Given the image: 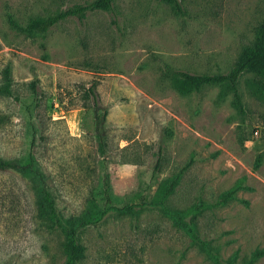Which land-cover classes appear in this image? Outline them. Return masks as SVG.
<instances>
[{"label":"rangeland","instance_id":"rangeland-1","mask_svg":"<svg viewBox=\"0 0 264 264\" xmlns=\"http://www.w3.org/2000/svg\"><path fill=\"white\" fill-rule=\"evenodd\" d=\"M90 1L0 0V87L10 68L0 157L31 153L61 218L86 222L72 264H245L264 249V102L250 74L237 83L238 114L219 87L178 94L163 68L226 73L264 21V0H179L183 18L155 0H113L112 12L68 18L43 38L6 23V14L22 23ZM89 88L105 112V154ZM63 244L29 180L0 172V264H69Z\"/></svg>","mask_w":264,"mask_h":264},{"label":"trees","instance_id":"trees-1","mask_svg":"<svg viewBox=\"0 0 264 264\" xmlns=\"http://www.w3.org/2000/svg\"><path fill=\"white\" fill-rule=\"evenodd\" d=\"M113 0H92L83 5H74L62 12L29 18L25 22H17L10 14H6V23L8 27L15 33L26 38L39 37L43 38L53 27L60 22L75 18L81 22L88 12L94 10L112 12ZM166 5L171 13L183 18L186 15L184 8L179 0H155ZM9 66H5L2 71L3 84L0 87V94L10 95L9 90ZM243 74H250L252 79L248 81L247 86L252 96L264 102V21L258 23L253 30L252 41L243 45L241 50L233 62L230 69L224 74L216 75H193L182 71L172 70L169 67L163 68V77L169 81L171 87L180 95L186 96L196 93L204 87L216 86L220 88L219 98L226 94L230 95V105L238 114H243V106L241 96L238 91L237 83ZM88 93L92 98V123L93 134L97 138L100 147V153L105 154L104 144V113L98 103L95 101V95L92 88L88 89ZM104 110V109H103ZM264 124V114L262 116ZM32 132H34V129ZM258 162L254 163L257 167ZM0 172H8L19 174L29 180L30 186L35 191V200L41 218L50 221L53 227H56L64 238L63 249L69 264L74 263L80 258V248L77 244V237L80 231L86 227V222L78 221L70 222L63 220L54 207L53 199L48 192L46 178L31 153H28L23 159H5L0 157ZM178 176L163 185L162 197H166L172 192L177 183ZM103 195L106 202H109L108 182L106 174L103 178ZM232 196V192L222 193L218 197L220 203H224L226 199ZM131 210L132 208H126ZM132 211V210H131ZM133 212V211H132ZM193 240L197 242L200 248H204V244L199 241L195 235ZM205 250V249H203ZM264 255V249H255L245 264H255ZM211 264H231V261H221L216 256L211 259Z\"/></svg>","mask_w":264,"mask_h":264}]
</instances>
